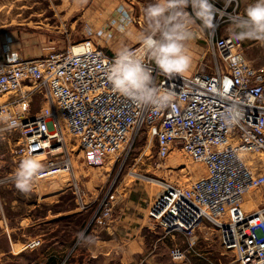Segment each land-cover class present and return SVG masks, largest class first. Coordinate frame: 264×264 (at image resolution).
Segmentation results:
<instances>
[{
	"label": "built area",
	"instance_id": "1",
	"mask_svg": "<svg viewBox=\"0 0 264 264\" xmlns=\"http://www.w3.org/2000/svg\"><path fill=\"white\" fill-rule=\"evenodd\" d=\"M211 2L222 12L215 18V29H204L197 21L198 35L211 55L210 72L167 77L146 59L154 86L176 95L175 110L137 107L113 92L107 71L115 55L96 43L89 28L82 41L37 58L14 52L8 43L0 45V111L19 123L10 131L21 137L13 156L23 159L31 152L43 157L36 179L75 174L73 156L82 157L90 168L98 167L148 128L160 160L177 148L207 169L205 177L186 188L163 184L149 207L150 219L165 233L189 239L201 226L211 225L221 247L235 252L238 264H264V204L252 211L243 206L248 193L264 187V69L249 60L243 41L229 34V16L244 13L242 0H232L227 7L225 0ZM120 17L121 29L137 23L131 14ZM111 37L105 36L107 41ZM260 48L264 53V45ZM37 95L42 96V106L34 112ZM233 110L239 113L236 122L226 124L225 115ZM13 175L0 177V188L13 184ZM114 202L112 194L94 219L97 227L112 216ZM186 255L179 248L171 250L174 261H184Z\"/></svg>",
	"mask_w": 264,
	"mask_h": 264
},
{
	"label": "rangeland",
	"instance_id": "2",
	"mask_svg": "<svg viewBox=\"0 0 264 264\" xmlns=\"http://www.w3.org/2000/svg\"><path fill=\"white\" fill-rule=\"evenodd\" d=\"M152 2L154 0H135L136 27L144 30V9ZM253 2L242 0L243 10ZM49 14V6L39 0H0V35H9V44L30 45L33 50L41 51V55L49 54L47 48L51 43L60 44L63 50L68 44L65 38L68 24L62 27V37H57L60 36L56 33L58 30H53L56 21ZM196 27L199 30L197 22L193 27L197 36L189 42L191 67L186 74L210 72L211 55L205 43L199 40ZM224 32L228 33L226 28ZM133 40V45H138L139 35ZM243 49L257 68L264 69V60H261L264 53L257 41L243 40ZM41 106L42 96L37 95L34 112ZM20 139L18 133L9 131L0 138V177L14 174L19 167L22 159L15 158L12 150ZM67 139L70 141L72 138ZM72 141L74 146L76 142L74 139ZM73 162L75 174L61 172L47 179H35L33 190L27 195L20 193L14 183L0 188V212L2 207L9 224L30 221L31 218L39 221L40 236L44 240L41 254H57L60 260H56L55 264H77L72 255L82 244L78 243L79 233L92 237L91 244L98 243L112 249L113 246L123 247L125 251L133 236L140 233L138 230L141 227L147 244L144 260L118 257L117 250H114L112 254H105L103 259L92 260L88 264H188L187 260L174 261L171 256L174 248L187 251V255L190 249L192 257L205 256L211 262L197 264H238L235 252L221 247L218 232L211 225L201 226L193 239H189L181 233H165L150 219L149 207L164 190L163 184L186 188L205 177L207 169L203 163L192 161L177 148L160 160L157 157V143L148 128L132 136L120 152L109 155L104 164L98 167L86 166L82 157L78 156H73ZM112 194L115 195L112 216L103 227H97L94 219ZM263 204L264 187L248 193L243 206L245 210L252 211ZM56 241L59 244L53 246ZM191 244L192 248L189 247ZM83 245L86 249L90 244Z\"/></svg>",
	"mask_w": 264,
	"mask_h": 264
},
{
	"label": "clouds",
	"instance_id": "3",
	"mask_svg": "<svg viewBox=\"0 0 264 264\" xmlns=\"http://www.w3.org/2000/svg\"><path fill=\"white\" fill-rule=\"evenodd\" d=\"M231 3L232 0H225L226 7ZM189 7L191 13L186 10ZM144 16L140 48H119L107 71V80L113 92L131 100L137 107H150L156 112L170 107L175 110L176 95L154 86L153 69L146 59L167 77L185 75L191 67L189 42L197 36L193 27L199 21L202 28L214 30L215 18L222 17V12L211 0H154L144 9ZM229 34L236 41L255 40L264 45V0H254L243 14L229 16ZM238 115L235 110L227 113L225 123H235ZM0 124L4 125L0 132H10L19 126L18 121L4 111H0ZM42 167L41 161L28 152L12 177L15 188L25 195L31 193ZM92 242V237L78 234V243Z\"/></svg>",
	"mask_w": 264,
	"mask_h": 264
},
{
	"label": "crops",
	"instance_id": "4",
	"mask_svg": "<svg viewBox=\"0 0 264 264\" xmlns=\"http://www.w3.org/2000/svg\"><path fill=\"white\" fill-rule=\"evenodd\" d=\"M49 6V17L54 18L56 24L53 30L62 37L61 33L63 25L68 24L66 29L68 48L74 43H78L88 37V29L94 32L96 43L105 48L106 51L115 55L116 51L122 46H127L129 49L134 46V38L140 36L143 29L136 27V24L129 25L126 29L119 28L122 22L124 13L136 17L135 0H39ZM190 13V7L188 8ZM120 13V14H119ZM60 23V24H59ZM196 30L198 28L196 27ZM54 31V32H55ZM111 34L109 41L105 36ZM98 34H101L97 37ZM138 34V35H137ZM9 35H0V45L9 44ZM199 40H201L199 38ZM202 41V40H201ZM14 52L21 53L26 58L42 57L41 51L33 50L30 45L10 44ZM60 44L51 43L47 48L51 53L60 51ZM63 49V50H64ZM47 55V54H46ZM40 223L34 221L33 218L24 222L20 221L16 224H9L5 214L0 212V264H51L56 260H60L58 255L45 256L41 254V239L39 232ZM142 227L138 230L133 238L129 241V248L123 250V247H104L97 244H90L86 249L81 244L76 252L72 255L77 264H88L89 261L103 259L105 254L116 251V256H124L128 260L145 259L147 253V244L145 236L141 232ZM54 243V244H53ZM53 246H57L58 241L53 242ZM128 244V243H127ZM190 248L193 244L189 245ZM194 251V250H193ZM192 252L189 249L186 259L188 264H197V262L211 263L205 256L192 257ZM196 252H194V255ZM198 255V254H197ZM114 259V256H112ZM193 259V261L191 260ZM121 260V259H119ZM142 260V261H143ZM111 262H113L111 260Z\"/></svg>",
	"mask_w": 264,
	"mask_h": 264
},
{
	"label": "bare ground",
	"instance_id": "5",
	"mask_svg": "<svg viewBox=\"0 0 264 264\" xmlns=\"http://www.w3.org/2000/svg\"><path fill=\"white\" fill-rule=\"evenodd\" d=\"M254 156H255V155H252V157H254ZM244 157H245V159H248V156H247V155H245Z\"/></svg>",
	"mask_w": 264,
	"mask_h": 264
},
{
	"label": "trees",
	"instance_id": "6",
	"mask_svg": "<svg viewBox=\"0 0 264 264\" xmlns=\"http://www.w3.org/2000/svg\"><path fill=\"white\" fill-rule=\"evenodd\" d=\"M55 263H56V261L52 262L51 264H55Z\"/></svg>",
	"mask_w": 264,
	"mask_h": 264
}]
</instances>
